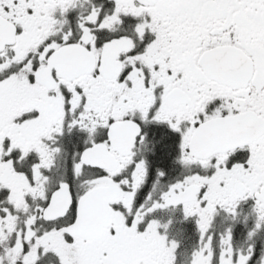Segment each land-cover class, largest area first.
Returning a JSON list of instances; mask_svg holds the SVG:
<instances>
[{
  "label": "snow or ice",
  "instance_id": "1",
  "mask_svg": "<svg viewBox=\"0 0 264 264\" xmlns=\"http://www.w3.org/2000/svg\"><path fill=\"white\" fill-rule=\"evenodd\" d=\"M0 264H264V0H0Z\"/></svg>",
  "mask_w": 264,
  "mask_h": 264
}]
</instances>
